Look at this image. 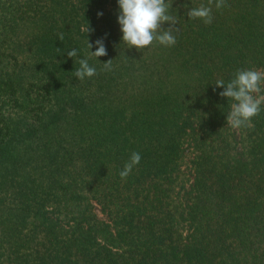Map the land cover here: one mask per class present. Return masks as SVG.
Wrapping results in <instances>:
<instances>
[{"label": "trees", "instance_id": "1", "mask_svg": "<svg viewBox=\"0 0 264 264\" xmlns=\"http://www.w3.org/2000/svg\"><path fill=\"white\" fill-rule=\"evenodd\" d=\"M168 2L176 44L137 51L117 0H0V264H264V106L233 129L215 85L264 71V0Z\"/></svg>", "mask_w": 264, "mask_h": 264}, {"label": "clouds", "instance_id": "2", "mask_svg": "<svg viewBox=\"0 0 264 264\" xmlns=\"http://www.w3.org/2000/svg\"><path fill=\"white\" fill-rule=\"evenodd\" d=\"M117 3L119 8L117 19L122 33L121 42L125 48H135L137 51H141L150 47L154 42L165 47L176 44L174 32L179 29L176 27L177 18L170 12L172 3H169L168 0H117ZM225 3L226 0H206V3L191 8L186 15L189 20L200 19L205 24H211L213 6L216 9H221ZM97 15L102 16L103 13L98 12ZM165 24L168 27H164ZM85 31L88 34L93 30L87 26ZM58 38L62 41L63 34L61 33ZM93 46L87 39L89 51L85 58L78 60L79 67L74 72V76L78 80L82 81L96 75V68L90 66L89 59L93 57L98 59L107 55L103 39L95 41V51H91ZM77 55L76 49L67 51L69 58ZM112 61L108 60L103 63L104 71L112 70ZM215 85L224 88V91L219 93L221 97L232 101L227 113L226 124L233 129L250 126L252 119L260 114L262 106H264V71L238 70L230 82L225 83L223 80H217ZM140 160L141 155L138 152L131 154L119 173L122 180H126Z\"/></svg>", "mask_w": 264, "mask_h": 264}, {"label": "rangeland", "instance_id": "3", "mask_svg": "<svg viewBox=\"0 0 264 264\" xmlns=\"http://www.w3.org/2000/svg\"><path fill=\"white\" fill-rule=\"evenodd\" d=\"M144 56V55H143ZM143 66H142V68H140L137 72L140 74H143V75H146L148 72L147 71H145V69L147 70V68H150L149 67V64H150V61L148 60V59H146V58H144L143 59ZM152 65H153V63H152ZM95 212H96V214H97V216H98V218H100V219H105L106 220V217L101 213V211H100V207L98 206V205H96L95 206Z\"/></svg>", "mask_w": 264, "mask_h": 264}]
</instances>
